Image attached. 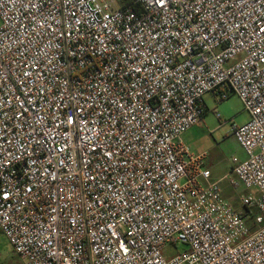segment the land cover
Here are the masks:
<instances>
[{
    "label": "built area",
    "instance_id": "obj_1",
    "mask_svg": "<svg viewBox=\"0 0 264 264\" xmlns=\"http://www.w3.org/2000/svg\"><path fill=\"white\" fill-rule=\"evenodd\" d=\"M206 93L248 116L245 216L180 139ZM0 233L23 264H264V0H0Z\"/></svg>",
    "mask_w": 264,
    "mask_h": 264
},
{
    "label": "rangeland",
    "instance_id": "obj_2",
    "mask_svg": "<svg viewBox=\"0 0 264 264\" xmlns=\"http://www.w3.org/2000/svg\"><path fill=\"white\" fill-rule=\"evenodd\" d=\"M113 1L116 6L120 3V0ZM202 99L207 109L202 121L184 132L180 139L192 152H206V167L210 170L211 179L218 183L223 198L237 212H247L239 203V196L246 192L245 189L241 185L232 188L228 184L232 158L243 160L245 157L230 134L229 122L238 123L241 116L246 117V113L234 94L220 99L219 95L206 93ZM248 223L251 225L249 218ZM184 248L183 245H177L178 250ZM0 264H23L1 233Z\"/></svg>",
    "mask_w": 264,
    "mask_h": 264
},
{
    "label": "trees",
    "instance_id": "obj_3",
    "mask_svg": "<svg viewBox=\"0 0 264 264\" xmlns=\"http://www.w3.org/2000/svg\"><path fill=\"white\" fill-rule=\"evenodd\" d=\"M131 3V0H120L121 6H125ZM205 114V113H204ZM242 216H245L247 212H240Z\"/></svg>",
    "mask_w": 264,
    "mask_h": 264
},
{
    "label": "crops",
    "instance_id": "obj_4",
    "mask_svg": "<svg viewBox=\"0 0 264 264\" xmlns=\"http://www.w3.org/2000/svg\"><path fill=\"white\" fill-rule=\"evenodd\" d=\"M117 6L119 7V6H121V4L119 3V5H117ZM247 120H248V116L247 115H246L245 118L243 116H241L240 119H239V122L237 124H242V123L246 122Z\"/></svg>",
    "mask_w": 264,
    "mask_h": 264
}]
</instances>
